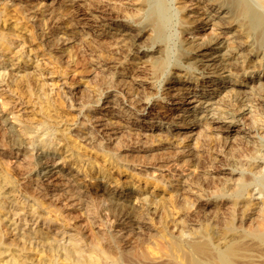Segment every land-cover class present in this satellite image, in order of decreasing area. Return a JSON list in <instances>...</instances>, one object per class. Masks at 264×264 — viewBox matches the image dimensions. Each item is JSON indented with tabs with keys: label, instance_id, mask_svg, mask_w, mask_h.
<instances>
[{
	"label": "bare ground",
	"instance_id": "1",
	"mask_svg": "<svg viewBox=\"0 0 264 264\" xmlns=\"http://www.w3.org/2000/svg\"><path fill=\"white\" fill-rule=\"evenodd\" d=\"M172 1L135 0L133 3H125L127 6H115L114 14L104 8V4L102 6L91 2L88 5L92 14L93 10L98 7L102 10L99 15L94 13V21L101 25H108L107 28L113 30L114 33L109 31L104 37L92 36L91 39H84L82 43L85 51L94 56L103 66L109 67V63L114 64L106 72H99L93 81L87 82V88L82 93V102L96 103L102 92L109 89L120 90L124 86L123 92L127 96V108L130 110H123V107L117 111V114L109 112L107 115L109 122L104 124V129L106 132L112 131L113 135H116L111 143L103 144V138H99L95 133H91L86 138L89 140L88 145L80 144L77 138H73L72 142L64 140L66 151H70L68 161L73 165L76 164L79 169L82 167L86 173L85 176L98 178L105 175L104 183L100 182L97 190L91 193L88 198L77 195V202L82 208L97 214V216L100 210L108 211L118 224H129L133 227L135 224L146 221L145 216L153 211L157 214V220L153 221L152 216L149 220L152 225L156 226L157 224V230L155 233H147V235L137 236L133 240L127 241L112 233L106 232L102 237L92 231L86 239L82 236H70L64 245L61 242V244L57 243L59 239L48 231H33V238L28 235L26 236L27 240L21 238L22 241L13 237L8 244L4 243L0 234V246L7 244L6 249L12 256L11 264H264V167L259 162L260 160L264 162V153H261L264 141L254 143L244 133L245 130L249 132L255 130L257 119L254 118V121L252 120V123H248L246 127L245 123H240V119L235 117L234 111L218 114V119L225 120L223 118H227L230 120L222 121L221 125L216 127L220 128L222 144L214 148L208 142L211 136L210 133H207V130L213 128V123L206 119L205 125L203 124L205 127H200L195 138V145H205V158L183 161L170 150L160 154L153 152L152 147L155 143L164 145L170 141L167 131L163 130L158 135L151 131L145 134L141 132L142 129L134 127L133 124L124 123L123 120V118H130L135 111H143L146 108L143 100L149 99L153 95L150 87L144 86L141 82L137 83L136 78L149 79L153 85L168 69L170 75L166 78L164 86H166V90L171 91L186 89L192 85L190 83L195 82H197L195 84L197 86L199 78L193 69L199 70L201 74L222 75L228 73V78L238 83V89L230 96L228 95L227 100L220 99L223 107L246 105L253 102L257 108V114L264 120V74H259L264 71V0H204L205 5L200 7L203 8L202 14L205 15L202 19H194V17L184 14L183 11L186 8L184 0H176L181 4L176 9L172 8ZM189 10V12H197V9ZM122 12L129 14L128 20L130 19L132 23L126 22L121 17ZM8 15L9 12H6L5 16ZM174 19L179 20L180 35L193 30L198 32L201 28L213 25L226 31L228 36L221 38L218 33H213L202 40L181 36L178 38L180 42L179 54L173 59L169 44L174 37L170 31L171 25L175 22ZM232 25H235L236 29L232 30ZM21 26L27 28V26ZM28 29L31 38L25 36L24 39L28 40L27 42H32L38 36L34 32V27L31 26ZM21 31L20 29L19 33ZM7 42L0 33L2 51L10 50L8 45L11 43L7 44ZM145 48L154 49L147 52ZM248 49L254 52V59L250 58L251 53ZM256 52H258L257 55ZM70 54L71 52L68 51L69 57L72 56ZM121 57L131 60L132 63L138 60L142 68L130 67L127 72L129 77L115 73L114 65L117 62L121 63ZM11 65L14 64L0 59V69H2L0 83L8 75L11 82L15 84L17 97L20 99L18 104H22V97L30 99L33 96V86L39 80L38 74L16 75L8 69ZM82 65L86 67L87 63H82ZM56 67L58 66L56 65ZM122 70L125 68L123 67ZM247 72L251 73V76L244 75ZM253 73H258V75H252ZM220 82L222 81L220 80ZM202 83L199 82V85L204 87L205 82ZM6 84L8 86L9 83ZM14 98L12 100H15ZM10 101L9 97L4 102L9 104ZM110 103L113 109L114 106L120 108L123 102L116 96ZM54 110L55 122L52 127L41 121L35 127L20 123L19 128L16 129L13 124L7 123L6 117H2L1 122L5 130L4 145L12 151L28 149L26 145L28 143L33 145L36 141L39 143L40 149L53 147V141L46 135L50 131H58L57 125L62 118L61 103ZM44 111L48 112V109L45 108ZM89 113L86 114L88 120L92 118ZM196 122L197 120H193V124ZM184 123L185 121H183ZM235 124L241 125L233 130L234 141L230 145L233 152L229 154V157L219 159L218 156L223 152V148L231 143L229 132ZM240 127L243 128L239 130ZM62 135V133L59 134V140H62ZM108 138L111 139V134L108 135ZM57 151L63 152L60 147ZM43 152L44 154L40 153L41 155L37 157V162L33 163V167L35 164H39L41 159L47 157V150ZM165 155L166 157H164ZM169 160L174 161L176 165L179 164L182 172L186 171L184 169L186 165L188 168L192 166L194 170L197 169L202 173L187 177V188L180 186V183L172 187L170 175L164 174L160 169L167 166ZM207 163L216 174L220 173L223 167L231 172L238 170V173L235 176L229 173L225 179L218 178V176L212 177L205 171ZM217 163L219 166L216 165ZM134 165H150L151 167L143 170L142 168L139 170L128 168L134 167ZM33 167L26 170L25 173L40 177L51 170L33 171ZM59 170L63 171L62 167L59 166ZM157 171H160L159 175H155L158 173ZM123 174L127 179V181L124 180V183L120 181ZM108 182L109 184L114 183L115 188H110L109 184L107 185ZM11 183L12 178L4 175L0 180V191L7 189ZM128 185L129 188H127ZM251 186L255 187L256 194L259 196L260 200L257 203L248 197L251 196ZM208 189H210L209 192ZM192 190H196L195 193L198 197L203 196V191H206L207 200L210 201L209 206L217 210L225 208L229 211L225 213L224 217L215 215L214 223L200 222L199 227L195 229H189L187 226V223L194 220L191 217L184 216L185 218L178 221L172 217V221H170L169 211H188L192 207L197 208L200 205L199 198H192ZM96 195H100L103 198L101 201L106 204L100 206ZM256 204L259 215L254 223L247 224V227L238 230L235 225V213L238 210L252 209ZM48 206L42 199L34 198V203L29 205L31 216L38 218L43 211L42 207L48 208ZM7 212L9 211L3 209V203H0V215ZM45 220L50 223L49 225L53 221ZM169 225L174 228L177 234L170 230ZM213 226H217L218 229L215 230ZM62 227L65 230L67 225L63 224ZM48 239L51 240L48 241ZM15 251L19 254H16ZM30 251H35V255L37 254L39 258L35 260L29 256ZM2 254L3 251H0V256Z\"/></svg>",
	"mask_w": 264,
	"mask_h": 264
},
{
	"label": "rangeland",
	"instance_id": "2",
	"mask_svg": "<svg viewBox=\"0 0 264 264\" xmlns=\"http://www.w3.org/2000/svg\"><path fill=\"white\" fill-rule=\"evenodd\" d=\"M134 1L135 0H0V33L5 37L6 42L8 41L7 44H9V42L11 43V45H8L10 47L8 51H2L0 48V56L2 55L0 59L6 60V62L10 61V64H14L13 66H9L8 69L16 75L35 73L38 74L39 78L38 82L36 81V85L33 86V96L30 99L29 97H22V104H18L20 99L17 97L18 94L15 90V84L11 82V78L8 77V75H6L3 82L0 83V180L4 175H8L12 178V183L8 185L7 189L0 191V203H3L4 211H9L0 215V234L3 237L4 243L8 244L13 237H17L21 241L22 239L27 240L26 236L29 235L32 237L33 231L36 230H38V232L48 231L51 235L54 234L56 238L59 239L57 243L61 242L63 245L70 236H82L86 239L92 231L98 233L102 237H104L106 232L112 233L127 241L129 239L133 240V238L137 236L141 237L147 235V233H155L157 230V224L154 226L149 220L151 216L153 217V221L157 220V214L153 211L151 214L145 216L146 221L135 224L133 227V225L129 224H118L108 211L100 210L97 216V214L82 208L77 202V195L88 198L91 193L97 190L100 182L101 184L104 183L106 180L104 178L105 175L98 178H93L88 175L85 176L86 173H84L82 167L79 169L76 167V164L73 165L68 161L70 151H66L64 147V140L66 142H72L73 138H77L80 144L84 143L88 145L89 140L86 138L89 137L91 133H95L99 138H103V144L111 143L116 138V135H113L112 131H105L104 124L109 122L107 116L109 112L117 114V111L119 109L121 110L123 107V110L129 109L127 108V96H125L123 92L124 86L120 88V90L109 89L108 91L102 92V94L100 93L101 96L99 95V100L96 103L82 102V93L87 88V82L90 83L98 76L99 72H106L107 69L114 64L109 63L108 67L98 63L94 56L89 55V52L85 51L82 41L84 39H91L92 36L104 37L109 31L114 33L113 30L107 28L108 25H101V23L94 21V13H98L99 15L102 10L98 7L99 9L96 8V10H93L94 13L92 14L91 9H88V5H90L91 2L99 5L101 4L102 6L104 4L103 7L109 9L110 12L112 11L114 14L116 10V8H114L115 6H127L125 3H133ZM184 1L186 5L183 11L184 14L194 17V19H202L205 17V15L202 14L203 8H200L205 5L204 0ZM171 5L173 9H176L181 4L173 0ZM189 9H197V12H189ZM6 12H9L8 16H5ZM121 14V17L126 20V22L132 23L130 19L128 20L129 14L123 12ZM174 21L175 22L172 24L173 26L171 25L170 27V31L174 37L169 44L172 58H176L179 54L178 48L180 42L178 38L181 36L197 40L206 39L209 34L213 33H218L221 38H226L228 36V34L225 33L226 31L218 29L213 25L201 28L198 32L197 30H193L180 35L179 20L174 19ZM21 25L27 26V28H22ZM30 25L34 27V32L37 33L39 38L37 37L36 40L27 42L28 40H25L24 37L28 36V38H31L29 37L31 33L28 29V27H31ZM19 26H21V28H18ZM235 27V25H232L231 29H236ZM20 29L22 30L21 33H19ZM154 48H145V50L151 52ZM248 50L251 53L250 58L254 59V52L250 49ZM68 51L71 52V57H69ZM258 52H256V55ZM82 63H87V68L83 66ZM114 66L116 67L113 69L115 73L124 74L126 77H129L127 72L130 67L136 66L138 69L142 68L138 60L132 63L131 60L125 59L124 57H121V63L117 62ZM123 67L125 70H122ZM168 70L161 79L153 83V85H151L149 79L136 78L137 83L141 82L144 86L148 85L153 95L149 99L143 100L146 107L143 111H135L130 118H123L124 123L133 124L134 127L142 129L141 132L145 134L151 131L158 135L162 133L163 130L169 133L170 141H167L164 145H156L155 143L152 147L154 153L160 154L170 150L179 157L181 161L185 159H204L206 156L204 151L206 148L205 145H195V138L197 137L198 130L200 127L202 128L203 124L205 125L204 122L206 119L208 122H212L213 128L207 130V133H210L211 136L208 142L213 148L219 147V145L222 144V134L220 128L218 127L217 129L216 127L220 126L222 121H229L230 119L223 118L225 120H220L217 117L218 114H224L226 111H234L235 117L237 116L236 118L240 119V123H245L246 127L248 123H252V120L254 121V118L257 119V122H255V130L252 132L245 130L244 133H246L245 135H248L249 140H252L254 143H262L264 141V120L257 114L255 103L250 102L246 105H230L229 107H223L220 99L224 98L227 100V97L238 89V83L233 79H229L227 76L228 73L222 75L214 73L201 74L199 70L193 69L194 73L199 78L198 85L195 86L197 82L190 83L192 85H189L186 89L171 91L166 90V86H164L167 81L166 78L170 75ZM0 71H2V69H0ZM259 74L263 75L264 71ZM244 75L251 76V73L247 72L244 73ZM252 75L257 76L258 73H253ZM220 80L222 82H220ZM7 82L9 83L8 86L6 84ZM199 82H205V86L199 85ZM116 96L122 99L123 103L120 108L119 106H114L112 109L110 102L114 100ZM9 97L11 98L10 103L5 104V99H9ZM13 98L15 100H12ZM59 103H61L62 118L57 125L58 131H50L48 133L49 135H46L53 141L54 145L53 147L50 146L48 149H44L47 150L48 154L47 157L41 159L39 164H35L33 167V163L37 162V157L44 154V150L40 149L37 141L34 143L32 142L33 145L28 143L26 145L28 149H24L23 151H12L4 145L5 130L1 122L2 117H6L7 123L13 124L16 129L19 128L20 123L22 125L25 124L35 127L39 125L41 121H44L47 126L52 127L55 122L54 109ZM45 108L48 109V112L44 111ZM87 113L92 116L90 120H88L86 116ZM192 119L197 120L196 124H193ZM183 121H185L184 124ZM240 125L241 124H235L232 126L231 132H229L232 137H230L231 143L226 148H223V152L218 156L219 159L226 156L229 157V154L233 152L231 149L232 146L230 147L234 141L233 138L235 133L233 130H236ZM242 128L240 127L239 130ZM60 133L63 134L62 140H59ZM110 134L111 139L108 138ZM59 147L64 154H62L63 152L61 151H57ZM261 153H264V148ZM64 157L66 158L64 159ZM164 157H166V155ZM259 162L262 164V167H264V162L262 160ZM166 165L167 166L160 169L164 174L170 175L172 187L180 183V186H185L187 188L186 178L202 173L197 169L194 170V167L190 166V168H188L186 165L184 166L186 171L182 172L181 168H179V164L176 165L174 161L170 160ZM206 165L207 169L205 171L212 177L218 176V178L225 179V177H228L229 173L234 176L238 173V170H233L231 172L229 169L223 167L220 173L216 174L210 169L209 163ZM216 165L219 166V163ZM59 166L62 167L63 171L59 170ZM32 167L33 171L51 170L40 177L25 173L26 170ZM150 167V165H134V167L128 168H135V170L142 168L143 170L149 169ZM157 172L158 173L155 175L160 174V171ZM124 180L127 181L123 174L120 177V181L124 183ZM108 184L109 182L107 185ZM109 186L110 188H115L114 183H110ZM127 188H129V185ZM251 189V196L248 197H250L253 202L257 203L258 200H260L259 196L256 194L257 191L254 186H251ZM209 191L210 189H208V192ZM195 192L196 190H192L191 196L192 198H199L198 201L200 205H198L197 208L192 207L188 211H169L170 221H172V217H174L176 221L185 218L184 216L188 218L191 217L194 220L191 223H187V226L189 229H195L199 227L200 222L214 223L215 215L224 217L225 213L229 211L225 208L217 210L209 206L208 204L210 201L207 200L208 195L206 191H203L204 195L200 197H198ZM95 197L100 202V206L106 204V202L101 201L103 198L100 195H96ZM34 198L42 199L46 205H49L48 208L42 207L43 211L38 218L31 216L32 213L29 207V205L34 203ZM135 203H137V201H135ZM257 206L256 204L252 209L245 211L238 210L239 212L237 211L235 213V225L238 230L254 223L259 215ZM45 219L53 220L51 225H49L50 223ZM63 224L67 225L65 230L62 227ZM169 226L170 230L173 231L174 234H177L174 228L171 225ZM213 227L215 230L218 229L217 226ZM33 240L35 241V239H32V241ZM50 240L51 239H48V241ZM36 241L38 242V239ZM7 244H2V247L0 246V251H3V254L0 256V263L3 264H11L10 259H12V256L9 255V251L6 249ZM15 253L19 254L17 251H15ZM35 253V251H30L28 255L36 260L39 257L37 254L35 255Z\"/></svg>",
	"mask_w": 264,
	"mask_h": 264
}]
</instances>
